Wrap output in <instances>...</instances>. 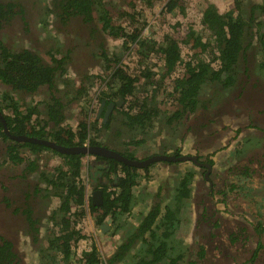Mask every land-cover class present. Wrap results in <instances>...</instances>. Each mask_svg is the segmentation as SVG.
Masks as SVG:
<instances>
[{
	"label": "flooded vegetation",
	"instance_id": "1",
	"mask_svg": "<svg viewBox=\"0 0 264 264\" xmlns=\"http://www.w3.org/2000/svg\"><path fill=\"white\" fill-rule=\"evenodd\" d=\"M0 1L6 4L10 3L14 11L13 18L0 31L3 45L12 52L29 49L37 53L31 46L24 29L17 26L12 37L10 27L17 20L24 23L29 16L28 11L41 27L39 21L46 8H53L52 0ZM107 1L109 0H103V3ZM123 1L120 0V4ZM208 1L214 4L218 12L221 13L230 10L231 5L237 1L240 4L242 16L247 19L251 5L261 4L264 0H254L248 7L242 5L243 0H227L224 6L218 5L215 0ZM40 2L44 4L42 14L39 13ZM135 2L139 1L135 0ZM167 4L168 0H159L154 11V5H151L145 12V16H149L150 27L151 22L154 21V28L149 34H146L144 33L146 27L149 29L146 26L141 31V39H144L149 47H154V51H147V54H139L137 51L134 52L135 50L128 52L119 37H109L105 32L99 30L94 36L97 37L98 42L105 43L108 55L111 57L109 62L102 60L103 68L96 70L98 71L96 75L92 74L95 73L93 69L88 73L66 71L68 75L77 76L79 84L82 82L84 85L82 94H77L76 86H69L60 77L58 78L59 87H64L63 91L66 88L69 91L68 105L64 109V117L60 126L71 128L75 134L74 144L57 143L54 137L57 135L55 130L58 126L52 122H48L44 126V131L52 133V137L26 135L67 147L103 146L125 153V155L128 154L126 156L133 161L144 163L135 171L129 211L120 212L115 218L112 213H109L100 223L96 222L92 214V205L102 206L105 199L104 192L116 190L115 182L112 181L114 176L106 174L108 171L106 160L111 158L101 155L99 156L103 158L97 159L94 157L95 155H89L80 160L78 168L80 171L76 178V184L83 187L84 202L82 205L75 204L73 199L69 198L67 207L60 209L62 201L67 195V185L59 186L63 180L57 177L58 171L53 170L52 167L67 168V166L64 159L53 152L55 149L44 144L25 141L42 145L48 150H42L36 154L39 158V165L29 172L28 183H23L24 187L17 184L20 179L17 176L21 174H17V172L14 175L15 171L10 170L11 162L7 156V148L10 141L13 140L11 135L25 134L13 133L10 129L5 115H11L12 109L0 110V116L6 122L5 129L0 119V131L5 135V137L0 135V264H79L73 257L71 259L62 257L58 251V247L64 245L62 241L59 240L53 246L49 240L50 236L72 231L75 232L74 236L78 240L71 243L76 244L73 249L75 247L79 253L90 252L92 242L96 245L100 257L97 264H135L136 259L129 257L124 260L110 261L109 258L117 251L118 245L103 248L107 245L108 240L102 239L100 236V239L97 238V232L90 233L92 230L99 229L98 231L101 233L107 231L106 233L115 234L120 224L124 225V222L141 224L146 228L148 234H154L158 239L162 234L166 235L170 253L165 261L157 264H264V134H259L262 138V142L258 145L262 147L260 151L258 147L256 149L243 148L248 142L243 137L250 135L251 133L246 132L249 131V128L253 129V125L257 123L253 120L252 115L259 116L264 113L246 100L241 108L236 103V100L243 95L252 82L259 86L262 85V81L256 78V73L259 72L258 75H260L264 70L262 71L255 62L249 65L246 71L240 68L241 72H239L237 69L229 87L221 88L226 91L225 95L221 96L224 99L222 103L224 104L227 99H230L225 104L227 108L214 109L215 114L210 120L200 123L195 128L190 125L189 121L186 133L173 145L168 147L158 144L159 146L156 148L157 140L149 147V154L141 155V157L136 154L139 152L136 150L137 141L144 140L145 137L149 139L151 136L156 139L163 138L165 141L172 138L176 132L172 127L176 115L186 119L194 112L176 114V111L180 110L179 105L173 103L174 100L177 101L176 96H179L180 93L176 88L177 77L174 76V71L179 70L177 64L172 70L171 79L168 82L167 95L171 97V100L169 99L166 108L161 106L160 91L155 90L156 87H150L153 79L158 78L159 75L162 79L166 72L163 58L157 61L154 56L155 50L164 43L162 34L164 37L168 30H172L171 27L176 21H182L176 15L165 11ZM116 7L115 5V9H117ZM156 9L159 10V15L154 17L152 14ZM136 10L138 12L137 7ZM51 13L50 25H53L52 30L57 34L58 31L54 23L55 12L51 11ZM120 14L122 12L114 14L117 21H120ZM97 24H94L93 27L95 25L100 27ZM89 27L92 29L91 25ZM256 27L257 25L254 30ZM263 30L264 28L261 27L260 31ZM85 31L89 33L86 28ZM36 40L38 43L43 41L41 36H37ZM53 44L43 50L44 57L55 49ZM113 44L116 46L115 51H111ZM133 47L134 44L132 49ZM116 67H121L127 75L135 80L134 92L135 95L140 96L138 102L150 113L145 125L136 123L126 125L124 123L126 117L123 111L135 114L136 103H134L135 100H128L129 96L125 101L119 96L118 90L122 80L113 75ZM149 80L150 84H148ZM201 92L202 90L200 94ZM2 94L14 97L19 101L30 97L26 92L13 89L0 82L1 103L4 101ZM42 95H44L43 88L38 92V96ZM231 95L232 97L235 95V98H232ZM216 97L218 96L211 94L209 100ZM143 100L149 101L151 105L148 107L147 103L142 102ZM251 106L255 108V111L249 115L248 113L252 111ZM82 110L87 113L85 118L87 130L84 141L78 143L76 131L79 120L84 117ZM247 114L248 118L245 117ZM123 117L124 120H122ZM160 122H163V125H159ZM106 123H108V128L102 126ZM114 124H117V129L112 132ZM119 127L125 129L130 135L126 145H118L113 139L118 137ZM29 129L38 131L31 126ZM107 136L111 139H108ZM201 136L207 138L206 145L195 146V141ZM208 138L211 139L210 143ZM92 139L93 142H91ZM104 141H108V143ZM240 148H243L244 153L239 157H244L245 154L247 157L244 162L253 163L256 161L255 167L249 169L246 165H239L243 160L236 156ZM25 152L30 157H34L35 153L30 150L26 149ZM62 154L65 155V153ZM152 157L162 158L145 164V161ZM50 164L53 166L51 169H47L46 166ZM17 170L21 171L22 166ZM250 170H253L251 173L256 179V186L248 190V193L238 192L233 183V174H238L239 177H236L238 179L241 176H247V171ZM54 179L56 184L53 185L51 180ZM184 181L185 185H183ZM98 190L101 191V199L100 201L97 199L98 203L93 204V193ZM117 193L118 190L114 194L111 193L110 197L113 198ZM140 202L145 204L142 213L137 212V205ZM53 211L56 214H53ZM87 222L89 228H87ZM120 234L121 232L116 234V241L120 240ZM165 238L162 239L165 240Z\"/></svg>",
	"mask_w": 264,
	"mask_h": 264
},
{
	"label": "trees",
	"instance_id": "2",
	"mask_svg": "<svg viewBox=\"0 0 264 264\" xmlns=\"http://www.w3.org/2000/svg\"><path fill=\"white\" fill-rule=\"evenodd\" d=\"M137 1L139 2L128 0L127 3H132L129 9L130 13L125 10L123 15L121 14L123 19L120 17V21H117L112 10L106 6L109 1L103 3V0H52L51 5L53 8H46L39 24L46 30L47 34L52 25L44 26L43 24L46 23L44 19L53 11L55 12L56 20L54 22L57 31L67 30V27L75 20L81 21L85 25L92 26L94 32L91 34L93 36L101 30L109 37H119L128 52L135 50L134 52L137 51L139 54H147L146 52H150L154 47H149L146 41L141 39V31L146 26L150 27L148 24L149 16H145V12L156 0ZM231 7L227 12L221 13L208 0H168L165 11L176 15L182 21H176L171 27L172 30H168L164 37L162 34L164 43L155 50L154 56H156L157 61L163 58L166 72L162 79L167 82L171 79L172 70L176 64L178 65L179 70L174 71V76L177 77L175 80L177 91H180L179 96L176 97L180 110L176 113L194 111L200 101V91L207 84L211 85L212 89L217 85L220 88H228L229 83L231 84L234 75L237 73L238 67L246 71L249 65L255 62L261 70H264V30L260 31L261 27L264 28V1L261 4L251 5L247 19L242 16L239 2L235 1ZM13 15L12 5L0 1V31L10 22ZM96 20L99 22L97 25L100 27L96 25L93 27ZM255 25L257 27L254 30ZM46 34L44 40L51 39L53 43L56 40L59 45L60 38L59 36L55 37L56 33L52 29L49 37L46 38ZM93 36H90V39ZM90 39L85 41L84 44L88 48H92V46L94 48V44L91 43ZM99 44H101V48L95 46L97 51L92 56L95 59L99 57L105 62H109L111 57L105 51V43L101 41ZM152 44H155V42H152ZM252 48L260 51L258 56L255 57L252 52H248ZM57 49L54 52L51 51L44 60L40 55L29 49L10 51L3 45L0 38V82L11 86L13 89L26 92L30 96L19 101L14 97L2 94L4 101L0 102V110L3 111L4 108L12 109L11 115H5V119L13 133L52 137V133L44 131V126L48 122H52L58 126L55 130L57 132L54 137L55 141L70 145L74 144L75 134L68 126H60L64 117V109L68 105L69 91L67 88L63 91L64 87H59L58 78L60 77L69 86H76L77 94H82L84 85L82 82L77 83V76H67L66 71L68 70L78 71L73 69L74 66L70 64L66 55L56 57L53 54ZM70 51V49H66L65 54L70 53ZM113 75L122 80L118 90L119 96L124 101L129 96L128 100H135L134 103H136L135 114L132 115L127 111H123L126 117L124 123L126 125H134L135 123L145 125L150 116L149 110H146L138 102L140 96L135 95L134 92L135 80L127 75L121 67H116ZM42 88L44 89V95L38 96V92ZM155 90H158V88L156 87ZM207 100L209 101V97ZM82 114H84V117L79 120L76 131L78 143L84 141L87 130L85 121L87 113L82 110ZM30 126L38 131L30 130ZM102 126L108 128V123L102 124ZM0 135L5 137L4 134H1V131ZM93 141L92 139L91 142ZM143 141L139 140L137 144ZM126 144L127 141H125ZM26 149L35 153L34 157L26 154ZM42 150H48V148L28 142L16 143L12 140L7 148V156L11 164L22 166L23 176L28 178L29 172L39 165V158L36 154ZM53 152L61 156L67 166V168L54 167L50 164L53 166V170L58 171L57 177L63 180L59 183V186L67 185V195L62 201L60 209L67 207L69 198H72L75 204L82 205L84 202L83 187L76 184V178L79 176L80 160L86 155H64L55 150ZM94 157L97 159L103 158L97 155ZM106 161L108 164L106 174L114 176L112 181L115 182L116 190H111L108 193L104 192L105 199L102 206L92 205V214L97 223L105 219L109 213H112L115 218L120 212L130 210L131 187L134 185L135 171H137L135 167L125 166L114 159H107ZM232 177L236 190L239 192L241 187L236 182V177H239V175L233 174ZM51 183L56 184V180H51ZM183 185H185V181ZM117 190L118 193L111 198L110 194H114ZM53 214L56 213L53 211ZM74 234L75 232L72 231L50 236V244L54 246L59 240L64 243L62 247H58V251L63 258H76L79 264H97L100 257L96 245L92 242L90 252L82 251L79 253V250L75 248L76 244L71 243L78 240ZM165 236L162 234L158 239L156 235L148 234L146 228L140 224L139 227L133 229L130 237L125 239L124 243L119 246V249L112 254L109 260L114 262L127 259L131 250L134 249V245H140L137 257L130 255L136 259L135 264H157L165 261L170 253V246ZM156 240L157 242H155ZM73 246H75L74 249Z\"/></svg>",
	"mask_w": 264,
	"mask_h": 264
},
{
	"label": "rangeland",
	"instance_id": "3",
	"mask_svg": "<svg viewBox=\"0 0 264 264\" xmlns=\"http://www.w3.org/2000/svg\"><path fill=\"white\" fill-rule=\"evenodd\" d=\"M128 0H124L122 2V4H120V0H109V3L106 4V6L108 7V9L112 10L113 14H119L126 10L128 13H130L129 9L131 7V4H129V2L127 3ZM254 0H243L242 5L244 7H248V5H251V3ZM261 1V0H260ZM111 2V3H110ZM215 2L218 5L224 6L225 3H227V0H215ZM105 3V2H104ZM159 3V0L154 1L153 5H154V9L156 5ZM115 5L117 6L115 9ZM40 6V11L39 13L42 14L43 13V7L44 4L42 2L39 3ZM159 10L156 9V11L152 14L154 17L159 15ZM29 16L25 19L24 23H22L20 20H17L11 27H10V35L13 37L15 32H16V28L17 26L21 27L22 29H24L26 31V35L28 40L31 42V46H33V48H35V50L37 51V53L44 59L46 60V56L44 57L43 55V50H46L47 47L51 46L53 44V41L51 39H46L44 40V35L46 34V30L43 27H40L39 25H37V23L34 20V17L31 15V13L28 11ZM122 15L120 14V17L122 18ZM50 15L48 14V16H46L45 20V24H43L44 26H47L50 24ZM123 19V18H122ZM125 20V19H124ZM152 21V19H151ZM96 24L98 23V21H95ZM55 23V22H54ZM152 23V27H149V29L146 27L144 33L149 34L152 29L154 28L153 23L154 21L151 22ZM53 28V25H52ZM50 28L47 31L46 34V38L49 37ZM85 28L87 29V31L89 33H87L85 31ZM94 31L89 27V25H85L83 22L81 21H73V23L67 27V30H61L58 31L57 34H55L56 36L60 37L59 40V45L57 43V41H54L55 44V49H53L52 51L54 52L58 49L55 53H53L56 57H60L62 55H66L70 61V64L74 66L73 69H75L76 71H78L79 73H88V71H91L93 69V71L95 73H92L94 75L98 74L96 70L103 68V66L101 65L102 63V59L97 57L96 59L92 56L93 53H95L97 51V48H95V46H98L101 48V44H99L100 42H98L97 37L93 36ZM37 36H41L42 43H38L37 42ZM90 36H93V38L90 39ZM91 41V43L94 44V48L92 46V48H88L84 43L85 41L89 40ZM254 42V41H253ZM112 50L111 51H115L116 50V46L115 44L112 45ZM66 49H70V53H66L65 51ZM253 50V51H252ZM248 50V52H252L255 57L259 55V52L256 48H252ZM47 55V54H46ZM253 56V55H251ZM239 72H241V69L238 68ZM263 71V70H262ZM259 72L256 73V78L260 79L262 81V85L259 86L256 83L252 82L249 87L245 90V92L243 93V95L238 98L236 100V103L238 105V107H242L243 103L246 101L250 102L251 105H254V107L258 110H261L264 113V90H262L264 88V71L263 73H260V75H258ZM72 76V74H70ZM69 75V76H70ZM90 75V74H89ZM68 76V74H67ZM68 76V77H69ZM73 77V76H72ZM159 78V81H157V79ZM158 78L153 79V83L151 82V86L150 87H157L158 90L160 91L159 97H161V101L162 104L161 106L163 108H166L169 102V99L171 100V97L167 95L168 92V82L165 79H161V76L159 75ZM78 83V79L76 80ZM148 84H150V80L148 82ZM260 90H262L260 92ZM229 91V90H228ZM224 90H222L219 86H216L214 88V90L212 89L211 85L207 84L205 85V87L202 89L201 92V96H200V101L198 106L195 108L193 114H191L190 117L186 118V119H182L179 115H176V119L174 121V123L172 124L173 130H175V135H173L172 138L167 139L166 141L161 138V139H156L153 136H151L149 139L148 138H144V141L141 142L140 144H137L136 150H138L139 152L136 153L137 155H139L141 152H145V154H148L147 152L149 151V147H151V145H153L157 140L156 143V148H158V144L164 145V146H171L173 145V143L176 142L177 139L181 138L183 134L186 133L187 129V124L190 121V125L192 127L195 128V126L200 125V123H203L205 121L210 120V118L215 114L214 109L219 108H227L226 107V103L230 100L227 99V101L225 102V104H223L222 102L224 101V99L221 97L223 95H225ZM211 94H214L218 97H216L215 99L212 100H207L208 97L211 96ZM177 97V96H176ZM232 97V95H231ZM235 98V95L232 97ZM167 101V103H166ZM142 102L147 103V106L149 107L151 104L149 101H145L143 100ZM173 103H177V101ZM252 107V106H251ZM252 107V111L249 112L248 114L251 115L254 111L255 108ZM150 114V113H149ZM178 114V113H176ZM248 114L245 115L246 118H248ZM252 118L254 121H257V123L255 125H253V129L249 128L246 133H251L248 136H244L243 138H245L246 140H248L247 144L243 147H248L250 149H256L258 147V150L260 151L262 149L261 145L258 146L261 142H262V138L260 137L259 134H264V115H252ZM125 118L123 117L122 120H124ZM149 119V118H148ZM251 123V121H250ZM159 125H163V122H160ZM120 128V132L118 133V137H114L113 139L115 140V142L119 145H125V141H127L128 138H130L129 133L124 129ZM117 129V124H114L113 126V131L115 132ZM244 133V132H243ZM245 133V134H246ZM108 139H111L109 136H107ZM206 140L207 138L204 136H201L200 138H198L195 141V146H201V144L206 145ZM210 138H208V142L210 143ZM105 143H108V141H104ZM243 148L238 149L237 151V158L239 156H242V153H244ZM135 149V148H134ZM143 155V153H141ZM141 157V156H140ZM246 155L244 154V157H239V159H243L241 160V162L239 163L240 166L246 165L248 166L249 169H252L253 167H255L257 165L256 162L253 163H247L244 162V159H246ZM223 162V161H222ZM225 162V161H224ZM19 165H14L11 164L9 166V168H11L10 170H13L15 172H13V174L15 175L17 172V174H20L22 172L18 171L17 169L19 168ZM51 165L47 166V169H51ZM253 170H250L249 172H247V176H241L240 178H238L236 180L237 184H239V186L241 187V190L243 193H248L247 191L250 190L253 186H256L257 182L255 177L253 176L252 173H250ZM140 173V172H139ZM20 179H18L19 181L17 182V184H20V186L24 187L23 183H28V178L25 176H17ZM16 177V178H17ZM238 186V187H239ZM258 195H262V194H258ZM145 209V204L140 202L137 205V212L142 213ZM92 225L93 222H92ZM134 226L139 227L138 223L135 222H131V223H127L124 222L123 224H120V228L118 227V231L117 233L121 232L120 234V240L116 241L115 240V236L117 233H113V234H109V233H101L98 230L99 229H95L92 230L90 233L92 234L93 232H97L96 236L97 238L102 237V239H106L107 241V245L103 246V248H108L114 245H119L120 243H124L125 239L130 235V233L133 231ZM87 228H89V224L87 222ZM187 238V236H186ZM100 239V238H99ZM104 240V241H106ZM119 243V244H116ZM103 245V243H102ZM140 248V245H134V249L131 250V252L129 253L130 255L137 257V251ZM116 250V249H115ZM114 250V251H115ZM111 252V251H110ZM128 256L129 258H132L131 256ZM74 260L76 261V263H78L77 259L74 258Z\"/></svg>",
	"mask_w": 264,
	"mask_h": 264
},
{
	"label": "water",
	"instance_id": "4",
	"mask_svg": "<svg viewBox=\"0 0 264 264\" xmlns=\"http://www.w3.org/2000/svg\"><path fill=\"white\" fill-rule=\"evenodd\" d=\"M105 51H107V49H105ZM2 116H0V119L3 123V126L6 129V122L4 121L3 118H1ZM11 139H13L16 142H25V141H31V142H35L38 144H44L47 146H50L51 148L55 149L56 151H58L59 153H65V154H70V153H81L83 155L89 156V155H101V156H105L111 159H114L122 164H124L125 166H134L135 168H140L142 167V165L144 163L138 162V161H133L131 159H129V157H127L125 154L121 153L120 151H117L115 149H107L103 146H62V145H58L54 142L51 141H46L44 139H36L34 137H29L26 135H11ZM125 143V142H124ZM162 157H152L148 160L145 161L146 163H149L153 160H158L161 159ZM20 176H23V171L22 173H20ZM97 199L100 201L101 199V191H95L93 193V204L98 203ZM132 234V232L130 233V235ZM130 235L128 236V238L130 237ZM127 238V239H128Z\"/></svg>",
	"mask_w": 264,
	"mask_h": 264
},
{
	"label": "crops",
	"instance_id": "5",
	"mask_svg": "<svg viewBox=\"0 0 264 264\" xmlns=\"http://www.w3.org/2000/svg\"><path fill=\"white\" fill-rule=\"evenodd\" d=\"M71 71H73V70H71ZM148 152H149V151H148ZM148 152H147V153H148ZM141 153H143V156L146 155L145 152H141ZM141 153L139 154V156L142 155ZM148 154H149V153H148ZM138 172H139V170H138ZM118 244H119V243H118ZM121 244H122V243H120V244L117 246V249H119V246H120Z\"/></svg>",
	"mask_w": 264,
	"mask_h": 264
},
{
	"label": "bare ground",
	"instance_id": "6",
	"mask_svg": "<svg viewBox=\"0 0 264 264\" xmlns=\"http://www.w3.org/2000/svg\"><path fill=\"white\" fill-rule=\"evenodd\" d=\"M83 245V244H82ZM89 246V245H88Z\"/></svg>",
	"mask_w": 264,
	"mask_h": 264
}]
</instances>
